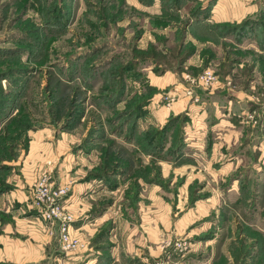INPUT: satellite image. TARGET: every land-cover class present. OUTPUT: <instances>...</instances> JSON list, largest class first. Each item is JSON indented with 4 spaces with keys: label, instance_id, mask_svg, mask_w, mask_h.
<instances>
[{
    "label": "rangeland",
    "instance_id": "obj_1",
    "mask_svg": "<svg viewBox=\"0 0 264 264\" xmlns=\"http://www.w3.org/2000/svg\"><path fill=\"white\" fill-rule=\"evenodd\" d=\"M138 1L0 0V185L9 188V175L29 156L28 173H36L33 190L42 174L53 187L69 188L64 202L80 183H91L96 193L103 190L92 209L107 212L111 220L101 226L90 223L98 228L92 235L88 228H75L79 212L65 204L85 249L104 253L94 264H264V210L240 205L196 209L203 198L198 195L203 187L199 169L187 175L177 170L189 160L179 148L186 116L177 125L171 119L179 116H170L166 131V126L150 125L137 133L126 128L132 122L128 112L149 106L156 93L151 73L179 74L194 55L197 68L184 67L181 76L186 95L208 89L196 86L194 79L211 70L228 87L249 91L255 120L249 122L260 126L264 0L247 3L255 6L249 16L240 13L237 20L218 22L194 1L161 0L160 15L145 9L152 0ZM211 26L222 29L204 35ZM215 43L224 44L220 57ZM253 48L259 50L244 51ZM124 89L130 97L116 101ZM175 96L166 97L167 107L177 101ZM156 139L160 144L153 146ZM127 140L141 144L127 145ZM92 149L95 163L84 153ZM80 169L86 173L83 179ZM59 178L67 183L61 185ZM148 189L160 193L162 202L155 209Z\"/></svg>",
    "mask_w": 264,
    "mask_h": 264
},
{
    "label": "crops",
    "instance_id": "obj_2",
    "mask_svg": "<svg viewBox=\"0 0 264 264\" xmlns=\"http://www.w3.org/2000/svg\"><path fill=\"white\" fill-rule=\"evenodd\" d=\"M135 1L139 3L138 0ZM188 1L201 3L203 8H208L213 0ZM250 1L231 0L227 3L228 6H224L225 0H216L210 16L207 17L212 22H218L237 20L240 13L249 16L255 7L253 4H247ZM145 9L153 15H160L161 0H152V5ZM215 44L217 45L213 44V48L216 49L218 57H220L225 48L224 44ZM257 50L259 49L253 48L244 51ZM196 61L197 56H192L189 61L183 63V70L179 74L172 71L165 72L162 77H157L150 72L153 75V77L150 76L151 86L156 89V93L150 100L149 106H139L128 112V114H132V122L126 123V128L130 126L131 131L134 121H136L134 132L150 125L162 129L166 126L165 123L170 121V116H186V124L184 123L181 132L183 137L181 143L186 151L185 158L189 160L177 170H184L182 172H186L187 175L189 170L199 169L197 174L203 187L200 188L198 195H202L203 198L196 209L198 211H220L227 206L234 209L236 205H240L251 210L259 206L260 210H264V118L260 121V126H252L248 121L252 104L249 91L228 87L224 81H220V84L214 88L194 90L192 95L187 96L184 92L186 86L181 76L183 77V74L186 73L184 67L197 68ZM207 67L213 68L211 64ZM213 70L215 71V69ZM220 77L222 78V76ZM153 78H156L157 81ZM129 94L126 95L124 89L122 95L126 96L121 95L115 99L121 101L120 99L124 97L129 98ZM174 95H176L177 101L167 107L166 97L171 98ZM163 96L165 97L163 98ZM124 100L121 105H125ZM162 100L164 101L162 102ZM112 109L113 107L109 108L110 112ZM105 130H108L106 125ZM107 133L111 135L109 130ZM123 142L127 145L136 143L140 146L141 144L135 140ZM82 143L83 140L77 147L80 148ZM152 143L153 146H158L160 141L156 139ZM78 151L81 150H77L76 153ZM93 151L94 149L84 152L89 155L87 157L90 161H92ZM28 162L29 156L26 157V160L24 159L22 168L20 166L18 171L14 168V172L9 175L7 181L9 188L4 189V184L2 187L0 185V264H94L100 254L101 256L104 254L101 253L102 251L85 249L77 253L66 254L60 250L57 237L49 235L45 223L32 207L34 191L32 186L36 173H28L26 167ZM78 162L80 164V161ZM78 172L80 173L79 177L83 179L86 173L81 169ZM2 175L3 173L0 174V176ZM190 178L188 177V179ZM188 179L187 183L189 184ZM57 180L61 185L67 183V180L64 182V179L61 178ZM91 186V183L78 184L74 190L72 189L73 191L66 201L70 204L69 209L79 212L78 217H75V228L83 232L86 230L85 228H88L86 232L92 235L93 230L96 231L98 228L91 226H101L111 217H107V212L98 214L97 211H94L97 209H92L95 196L101 194L103 190L96 193V187L91 190ZM145 191L143 190V195ZM148 192L154 197L153 202L149 205L155 209L162 202V199L160 201L158 198L160 193L155 194L154 189L151 191L148 189ZM153 192L154 194H152ZM81 195L83 196L81 197ZM155 195H157L156 198ZM242 196L247 198L246 203L243 202ZM145 207V203L140 206L141 216H145ZM153 213H155L154 210ZM90 216L92 220L89 219ZM112 221L115 224V219ZM116 221L118 222L120 219H116ZM116 252L117 250L111 254L114 255ZM105 256L110 257L111 261L115 258L110 255ZM117 259L119 260L118 256L115 262H118Z\"/></svg>",
    "mask_w": 264,
    "mask_h": 264
},
{
    "label": "built area",
    "instance_id": "obj_3",
    "mask_svg": "<svg viewBox=\"0 0 264 264\" xmlns=\"http://www.w3.org/2000/svg\"><path fill=\"white\" fill-rule=\"evenodd\" d=\"M194 82L196 86L206 88H214L220 84L218 76L211 70L205 71L203 75L194 79ZM248 121H255L253 114L248 116ZM51 183V178L46 174L38 177L33 191V207L45 223L49 235L57 237L61 251L68 254L84 250L87 245L84 239L76 233L72 224L74 217L69 214L63 200L68 195L69 188H55Z\"/></svg>",
    "mask_w": 264,
    "mask_h": 264
},
{
    "label": "trees",
    "instance_id": "obj_4",
    "mask_svg": "<svg viewBox=\"0 0 264 264\" xmlns=\"http://www.w3.org/2000/svg\"><path fill=\"white\" fill-rule=\"evenodd\" d=\"M180 2H181V0H179ZM215 1L216 0H213V2L209 5V7L207 8V12L206 13H203V14H205L206 16H210V14H211V10H212V7H213V5L215 4ZM222 28L221 27H218V26H211V27H208L207 29H206V31L204 32V35H206V36H214V35H217V33L221 30ZM109 99H110V97H109ZM140 105V104H139ZM179 119H183V116H179L178 118H173V119H171V121H172V123H169L162 131H166V130H169L170 129V125L172 124V125H174V124H176L177 125V123H178V120ZM135 122L136 121H134V125H133V127H132V129H131V131L132 132H134L135 131ZM183 144L181 143V147H179V148H181L182 150H183V146H182Z\"/></svg>",
    "mask_w": 264,
    "mask_h": 264
}]
</instances>
